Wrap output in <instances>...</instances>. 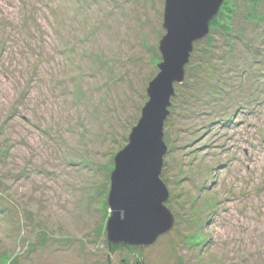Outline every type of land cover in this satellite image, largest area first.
<instances>
[{"label": "rangeland", "instance_id": "374dc122", "mask_svg": "<svg viewBox=\"0 0 264 264\" xmlns=\"http://www.w3.org/2000/svg\"><path fill=\"white\" fill-rule=\"evenodd\" d=\"M164 3L0 0V264H264V0H224L174 84L173 228L150 246L107 239Z\"/></svg>", "mask_w": 264, "mask_h": 264}, {"label": "water", "instance_id": "95a60500", "mask_svg": "<svg viewBox=\"0 0 264 264\" xmlns=\"http://www.w3.org/2000/svg\"><path fill=\"white\" fill-rule=\"evenodd\" d=\"M222 3L223 0H165L159 73L148 84V101L130 132L128 144L114 157L110 175L106 231L112 244L150 246L173 228L174 217L165 206L168 191L160 179L166 152L163 124L174 84L182 82L194 43L208 34L209 23Z\"/></svg>", "mask_w": 264, "mask_h": 264}, {"label": "trees", "instance_id": "16d2710c", "mask_svg": "<svg viewBox=\"0 0 264 264\" xmlns=\"http://www.w3.org/2000/svg\"><path fill=\"white\" fill-rule=\"evenodd\" d=\"M224 5H225V3H224V0H223V4H222L221 8H222V7L224 8ZM226 6H227V5H226ZM221 8H220V9H221ZM223 8H222V10H224ZM225 10H226V9H225ZM219 16H220V10H219L218 14H217L212 20H214L216 17H219ZM212 20L210 21V23L212 22ZM210 23H209V24H210Z\"/></svg>", "mask_w": 264, "mask_h": 264}, {"label": "bare ground", "instance_id": "6f19581e", "mask_svg": "<svg viewBox=\"0 0 264 264\" xmlns=\"http://www.w3.org/2000/svg\"><path fill=\"white\" fill-rule=\"evenodd\" d=\"M223 4V3H222ZM222 6V5H221ZM221 8V7H220Z\"/></svg>", "mask_w": 264, "mask_h": 264}]
</instances>
